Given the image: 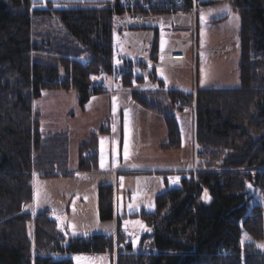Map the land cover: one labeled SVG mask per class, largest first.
Masks as SVG:
<instances>
[{"label":"trees","instance_id":"trees-1","mask_svg":"<svg viewBox=\"0 0 264 264\" xmlns=\"http://www.w3.org/2000/svg\"><path fill=\"white\" fill-rule=\"evenodd\" d=\"M121 1L59 8L51 0H0V264H74L67 255H114L113 235L68 236L50 209L26 211L36 174H71L69 138L42 130L35 100L48 90H74L84 108L102 92L93 84L114 74L136 102L164 115L165 148L182 142L176 111L196 107L198 167L180 186L157 194L154 211L134 214L148 227L137 250L124 245L117 223V264H264V252L241 243L242 230L264 237V207L255 198L264 191V0H229L241 18L240 86L195 92L166 89L155 69L148 78L134 73L150 62L115 63ZM185 1L149 0L154 15L188 13L195 4ZM147 79L157 88H145ZM98 140L92 134L80 145V171L100 169ZM115 197L113 184L99 186L101 220L114 219Z\"/></svg>","mask_w":264,"mask_h":264},{"label":"crops","instance_id":"crops-1","mask_svg":"<svg viewBox=\"0 0 264 264\" xmlns=\"http://www.w3.org/2000/svg\"><path fill=\"white\" fill-rule=\"evenodd\" d=\"M154 16L158 25L132 28L126 33H117V20L115 21L117 44L115 63L121 65L124 60L150 62L147 69H138L134 73L148 78L151 70L155 69L158 78L165 83L166 89L195 92L196 85L199 86L195 82V61L199 44L195 16L191 12L170 14L169 25H165L164 19L158 15ZM148 28V31L144 30ZM138 33L141 37L140 47ZM120 39L123 41L120 42ZM149 43L153 44L152 55L144 56L146 45ZM228 50H232V46H229ZM212 51L216 52V50ZM190 77L194 83V88L191 89L188 84ZM98 81L102 84L101 94L94 96L84 108H81L88 118L89 139L92 134L99 138L100 169L91 172L80 171L79 157V163L74 172L79 178L76 190L82 189L83 176L89 174L92 175L93 184L96 182L101 185L114 184L117 181L118 194L125 189L126 181L122 183V178L128 180L134 187L139 183H145L150 187L149 195L155 197L169 188L176 187L177 184L180 185L183 177L198 171L195 108L184 107L176 111L175 116L180 126L182 142L177 148H165L164 145L169 141V133L164 115L136 102L131 89L122 85L119 76L102 75ZM135 87L138 88L140 85L136 84ZM156 87L147 79L145 88ZM165 101L169 104V101L166 99ZM107 129L109 130L105 132L104 130ZM26 211L31 212L29 206ZM111 222L114 226V236L117 233V222L115 218ZM95 234L102 233L91 235ZM109 236L112 235L109 234Z\"/></svg>","mask_w":264,"mask_h":264},{"label":"rangeland","instance_id":"rangeland-1","mask_svg":"<svg viewBox=\"0 0 264 264\" xmlns=\"http://www.w3.org/2000/svg\"><path fill=\"white\" fill-rule=\"evenodd\" d=\"M43 1L47 2L49 0ZM51 1H55L56 6L59 8H68L93 5L102 0ZM205 1L209 0H198V4L195 3L193 10L190 11L196 19L199 41L195 61V82L199 86L196 85L195 89L239 87L240 15L232 8L229 0H216V3L209 5L202 4ZM158 16L164 19L165 25L170 24V14ZM54 25L56 29H59V24ZM116 29H122L121 22L117 24ZM144 30L148 31L149 28ZM138 36V46L140 47L141 37L139 33ZM116 46L117 44H115V48ZM229 46H232V50H228ZM212 50H216V52ZM95 83L102 86L98 81ZM188 84L190 89L194 88L192 77H190ZM181 106V104H178V107ZM193 108L196 110L195 106ZM34 111L36 117L42 122L44 132H64L68 134L69 165L67 170L71 174L52 178L36 174L33 179V202L28 205L30 211L38 213L45 208H50L52 216L58 221L59 227L70 236H88L93 233L113 235L114 226L111 221H114V219L103 221L99 216L98 190L101 183L96 182L93 184L92 175L84 174L82 189L80 191L76 190L79 178L78 174H74V172H76V165L79 163V147L85 142L84 140L89 139L88 118H86L80 107L76 91H45L42 97L35 100ZM124 181H126L124 184L125 189L119 194L117 193V187H114L116 191L114 218L117 223L120 222L121 232L126 230L127 238L132 240V246L137 250L143 236L148 233V227L141 217L134 214L140 213L142 210L154 211L156 209V196L149 195L150 187L145 183H139L134 187L128 180L122 178V183ZM262 194L264 195L259 191L256 194V199L264 207ZM68 209L69 211H67ZM241 243L254 244L260 251L264 252V237L257 239L247 231L242 230ZM120 246L122 245L119 241L115 243L113 256L72 253L67 255L66 258L71 259L74 264H117V251ZM54 259L61 260L63 257L54 256Z\"/></svg>","mask_w":264,"mask_h":264},{"label":"built area","instance_id":"built-area-1","mask_svg":"<svg viewBox=\"0 0 264 264\" xmlns=\"http://www.w3.org/2000/svg\"><path fill=\"white\" fill-rule=\"evenodd\" d=\"M195 1L196 0H193L194 3ZM185 2V0H176L177 5H184ZM152 3H150L149 0H122L120 6L121 9H123L124 13L120 17H118L117 20V24L121 22L122 29H117V33H126L132 28L158 25L156 17L151 13ZM122 41L123 40L120 39V42ZM152 49V44H147L144 51V56H151ZM98 86L99 84H94L93 88H98ZM124 236L126 237V243L130 244L132 242L131 239L127 238L126 233L124 234Z\"/></svg>","mask_w":264,"mask_h":264},{"label":"water","instance_id":"water-1","mask_svg":"<svg viewBox=\"0 0 264 264\" xmlns=\"http://www.w3.org/2000/svg\"><path fill=\"white\" fill-rule=\"evenodd\" d=\"M254 193H255V188L250 189L249 197H252L254 195Z\"/></svg>","mask_w":264,"mask_h":264},{"label":"snow or ice","instance_id":"snow-or-ice-1","mask_svg":"<svg viewBox=\"0 0 264 264\" xmlns=\"http://www.w3.org/2000/svg\"><path fill=\"white\" fill-rule=\"evenodd\" d=\"M93 79H95V77H93ZM102 167H103V164H102ZM131 207V206H130Z\"/></svg>","mask_w":264,"mask_h":264}]
</instances>
